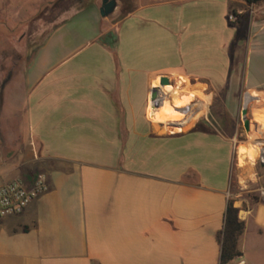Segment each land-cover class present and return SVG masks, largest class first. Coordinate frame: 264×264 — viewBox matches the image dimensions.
Masks as SVG:
<instances>
[{
    "label": "crops",
    "instance_id": "0c3cea01",
    "mask_svg": "<svg viewBox=\"0 0 264 264\" xmlns=\"http://www.w3.org/2000/svg\"><path fill=\"white\" fill-rule=\"evenodd\" d=\"M102 1L52 32L0 100V186L49 184L0 219V264H220L230 201L245 224L232 264H264V192L233 186L264 138V0H137L119 20Z\"/></svg>",
    "mask_w": 264,
    "mask_h": 264
},
{
    "label": "rangeland",
    "instance_id": "374dc122",
    "mask_svg": "<svg viewBox=\"0 0 264 264\" xmlns=\"http://www.w3.org/2000/svg\"><path fill=\"white\" fill-rule=\"evenodd\" d=\"M59 1L60 0H0V100L6 93L8 94L10 89L21 84L24 80L26 70L32 63L37 50L56 27L63 24L71 14L79 12L94 4L98 6L101 4V0ZM116 1L117 9L115 13L118 14L113 16L115 15L114 13L110 17H117L119 20V18L123 17V11L126 5L131 4L132 6L137 0ZM188 111H184V116L176 123L184 122V125L187 124L190 118L186 115ZM13 115V110L11 107H8V109H6V124L9 123L11 126L14 124L17 125L15 121L11 120ZM209 119L210 122L213 124L215 123L213 119ZM167 122L169 121H165V123ZM224 122L223 119V123ZM233 126L235 129L237 126L238 136L236 138H238L239 141L244 143L250 142L248 141L249 138L244 134V125L242 121L239 127L235 122H233ZM240 134L242 136H240ZM256 144H258L257 150L259 153L255 155V163L253 165L246 164L243 167L241 166L239 171H234V189L237 186V184H235L237 178L243 177L248 180V186L258 190L261 189L264 192V164L260 162V159L264 162V138H257L255 141H252V144L247 146H254Z\"/></svg>",
    "mask_w": 264,
    "mask_h": 264
},
{
    "label": "built area",
    "instance_id": "2783aa9c",
    "mask_svg": "<svg viewBox=\"0 0 264 264\" xmlns=\"http://www.w3.org/2000/svg\"><path fill=\"white\" fill-rule=\"evenodd\" d=\"M252 8V5L250 6ZM242 14L230 17L236 23ZM189 110V111H188ZM187 117L190 115L188 109ZM260 162H264L260 159ZM49 191L48 179L45 174H38L31 184L22 179H15L0 186V219L18 217L24 214L30 203L44 196Z\"/></svg>",
    "mask_w": 264,
    "mask_h": 264
},
{
    "label": "trees",
    "instance_id": "16d2710c",
    "mask_svg": "<svg viewBox=\"0 0 264 264\" xmlns=\"http://www.w3.org/2000/svg\"><path fill=\"white\" fill-rule=\"evenodd\" d=\"M63 1L66 0H60L59 2ZM244 1L248 6L261 2L260 0ZM58 27H56L52 32H54ZM194 130H208V128L199 123ZM244 231L245 224L239 219V210L236 209L233 202L230 201L226 209L223 229L218 234V242L220 244V264H232L234 261L242 257V253L240 252L238 245Z\"/></svg>",
    "mask_w": 264,
    "mask_h": 264
},
{
    "label": "water",
    "instance_id": "95a60500",
    "mask_svg": "<svg viewBox=\"0 0 264 264\" xmlns=\"http://www.w3.org/2000/svg\"><path fill=\"white\" fill-rule=\"evenodd\" d=\"M117 9V2L116 0H103L102 5L100 8V16L102 18H108L111 15L115 13ZM108 40V36L102 39V42H105ZM170 82L167 78H162L160 81V88L155 89L152 94L151 103L153 104L154 108H158L161 105L160 102V95L159 92L161 90V87L169 86ZM251 114L250 109L244 108L242 111V122L244 125V129L247 132L248 135L252 134L253 126L249 122V116ZM201 124L209 126L207 121H200Z\"/></svg>",
    "mask_w": 264,
    "mask_h": 264
},
{
    "label": "bare ground",
    "instance_id": "6f19581e",
    "mask_svg": "<svg viewBox=\"0 0 264 264\" xmlns=\"http://www.w3.org/2000/svg\"><path fill=\"white\" fill-rule=\"evenodd\" d=\"M174 90V88L173 87H166L165 88V93L164 94H161L162 96H165V95H169L172 91ZM161 96V97H162ZM162 106H163V104H162V102H161V105H160V108H162ZM159 110H161V109H159Z\"/></svg>",
    "mask_w": 264,
    "mask_h": 264
}]
</instances>
